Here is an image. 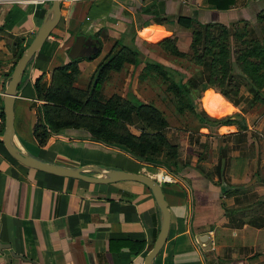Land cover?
I'll use <instances>...</instances> for the list:
<instances>
[{
	"label": "crops",
	"instance_id": "1",
	"mask_svg": "<svg viewBox=\"0 0 264 264\" xmlns=\"http://www.w3.org/2000/svg\"><path fill=\"white\" fill-rule=\"evenodd\" d=\"M48 3L49 0H0V70L4 77L34 34ZM263 6L264 0H234L224 9L211 7L207 0H60L56 25L25 66L28 92L19 93L17 89L14 97L13 106L16 100L21 103V99H29L34 119L21 125L18 118L15 125L13 110V143L52 162L98 164L141 171L159 179L170 219L166 238L151 264H264V166L262 170L256 166L255 139L248 138L253 137V131L246 134L244 141L235 142L248 146L251 141L253 154L247 156L232 147L230 133L237 128L232 123L217 125L214 132L232 136L230 145L219 148H225V163L221 156L218 168L219 153L206 167L203 159L196 156L191 161L190 156L178 152L181 167L176 171L93 140L88 130L80 126L51 132L43 144L32 132L36 105L41 101L35 95L32 80L41 71L50 73L54 65L70 59L67 49L75 33L96 37L99 44L95 54L76 58L77 73H81L82 66L94 67L100 54L106 50L102 55L106 56L111 50L114 40L129 34L126 26L131 21L138 25L129 35L130 43L152 57L149 48L140 44L156 46L165 36L189 41L192 24H179L178 15L224 23L245 15L254 25L256 12ZM152 16L164 19L146 20ZM92 60L95 61L91 64ZM3 95L4 89L0 91V106ZM206 98L203 107L211 115L236 108L219 92ZM2 120L0 115V135ZM201 128L207 129L198 132L201 135L210 131L205 125ZM197 150L202 156L201 148ZM169 167L174 165L170 163ZM87 172L99 174L95 170ZM227 183L235 188L232 194H224L220 188ZM159 219V209L144 183L133 179L88 181L31 167L14 158L0 138V264H142Z\"/></svg>",
	"mask_w": 264,
	"mask_h": 264
},
{
	"label": "trees",
	"instance_id": "2",
	"mask_svg": "<svg viewBox=\"0 0 264 264\" xmlns=\"http://www.w3.org/2000/svg\"><path fill=\"white\" fill-rule=\"evenodd\" d=\"M207 2L211 7L224 9L230 7L234 0ZM193 17L177 16L179 24H192L189 46L197 66L184 81L183 74L177 68L154 57L142 56L135 45L118 38L115 47L98 63L89 90L72 84L78 72L77 57L54 65L49 81L42 79L44 71L38 73L32 80L35 95L41 99L36 105V119L32 127L37 142L43 144L51 132H59L66 126H80L88 130L89 138L119 147L138 160L164 166L170 171L179 169V143L165 132L168 121L163 110L151 100L138 98L129 86L131 77L139 69L137 75L140 77L158 74L166 80L164 89L171 94L170 98L175 100L178 108L184 104L200 126L205 125L212 131L220 124H236L238 129L230 133L234 142L232 147L238 148L240 154L251 156V141L248 146L235 142L244 141L246 134L253 131L248 129L242 112L256 100L264 101V6L256 12L255 26L247 21L238 26V19L224 23L208 18L198 21ZM163 19L152 16L146 20L161 22ZM174 38L165 36L157 43L174 52ZM126 61L130 62V72L124 94L112 93L104 98L99 97L97 89L105 74L110 69L119 70ZM167 76L170 78L166 79ZM244 82L248 84L247 93L239 92V86ZM203 85L214 87L210 88L212 92L221 93L238 109L211 115L197 108L193 96ZM0 115L3 118L2 105ZM130 124H136L137 130H131ZM260 136L264 139V130ZM199 144L205 145L203 142ZM200 156L199 153L197 159ZM221 156L225 163L228 157L225 148L219 149L218 168ZM170 163L174 168L169 167ZM220 188L224 194H232L235 190L229 183L220 185ZM224 209L227 210V207L224 206Z\"/></svg>",
	"mask_w": 264,
	"mask_h": 264
},
{
	"label": "rangeland",
	"instance_id": "3",
	"mask_svg": "<svg viewBox=\"0 0 264 264\" xmlns=\"http://www.w3.org/2000/svg\"><path fill=\"white\" fill-rule=\"evenodd\" d=\"M64 4V2H62ZM240 20L238 22V26H241L244 21L250 24L251 19L245 17V15H240L238 18ZM256 19V18H255ZM254 19V20H255ZM138 25V23H136ZM135 24V25H136ZM134 21H131L126 26V31L129 34H123L118 37L119 40L123 42L130 43L129 35L135 29ZM175 37V36H174ZM186 37V36H185ZM184 38V37H182ZM186 39V38H185ZM185 39H178L174 38V43L176 50L170 51L167 46H163L160 43H157L156 46L152 45H144L143 43L140 44L142 47L149 48L148 50L152 53V57L159 59L161 62L173 66L177 68L182 74V80H186L187 76L191 74L193 70H196V63H194V58L190 53L191 48L189 46V41L186 42ZM190 40V36H189ZM116 40H114L111 49L116 45ZM133 43V42H132ZM111 46V45H110ZM104 53L106 52L103 51ZM100 54V60L96 63L94 67L92 66H82L81 73H76L73 79L72 84L82 87L83 89L89 90L92 84V80L95 75V70L98 63L103 59L102 56L104 53ZM107 54V53H106ZM142 56H150L145 55L144 53L141 54ZM102 57V58H101ZM96 60V59H95ZM95 60H92L90 63L92 64ZM56 61H52L54 64ZM59 62V61H58ZM26 70L24 69L21 78L18 83V91L19 93L28 92L30 84L27 81ZM129 70H130V62H124L122 67L119 70L110 69L102 79L99 87L97 89V95L101 98H104L112 93H117L119 95L124 94L127 88V79L129 77ZM139 70V69H138ZM138 70L133 74L131 80L129 82V86L131 91L136 95L138 98L143 100H151L155 104H157L164 113L165 118L168 121V126L165 128V132L168 135H171L177 140L179 143V150L178 152L181 156H190L191 161L194 160L196 156H198L199 147L201 148L202 156L198 159H203L202 164L206 167H209V164L213 161L214 156L219 153L217 150L221 147V145H230L232 136L225 135L222 136L214 132V130L209 131L206 135H201L198 132L206 131L207 129H202L199 125V122L196 120L194 115L191 111L183 104L182 109L177 107V103L174 99H171L170 93L166 92L164 89L166 80L162 79V77L158 74H151L145 77H140L137 75ZM45 81H49L50 73H45L43 75ZM170 77L167 76L166 79ZM247 82L242 83L239 86V92L247 93ZM214 88V87H211ZM206 89V90H205ZM205 90V92H204ZM264 90V87H263ZM204 92V94H203ZM211 91L208 85H203L200 87L197 93L193 96V102L195 103L197 108H202L205 112H207L203 106H206L205 100L206 97H209ZM203 95V96H202ZM202 96V98H201ZM215 96H211L210 106L212 105V98ZM17 98V97H16ZM19 100V99H18ZM204 103V104H202ZM208 103V102H207ZM30 101L27 100L26 97L21 99V103H18L17 100L14 103L13 110L15 116V125H18V118L20 119L21 125H26V123L31 122L34 119L33 109L30 108ZM229 106V105H228ZM236 106V105H235ZM226 107H224L225 109ZM32 109V111H31ZM222 109V108H221ZM236 108H231V110H237ZM208 113V112H207ZM223 114V113H222ZM244 115V120L246 125H252L253 132L255 133L252 135H248L249 139H255L254 143L256 144L255 149L257 150L258 160L257 165L258 167L264 166V139L260 136L261 131L264 130V101L256 100L251 106L247 108L246 111L242 112ZM136 124H130L129 127L131 130L136 131ZM237 129L238 126L232 123ZM203 141L205 143L204 146H199L198 142ZM228 150V155L230 156V148ZM177 152V153H178ZM161 158V156H157ZM259 163V164H258ZM219 180V179H218Z\"/></svg>",
	"mask_w": 264,
	"mask_h": 264
},
{
	"label": "water",
	"instance_id": "4",
	"mask_svg": "<svg viewBox=\"0 0 264 264\" xmlns=\"http://www.w3.org/2000/svg\"><path fill=\"white\" fill-rule=\"evenodd\" d=\"M60 11V0H49L46 11L38 23L34 34L20 51L13 63L4 86V95L2 99L3 127L0 138L14 158L31 167L57 174L75 176L88 181L108 182L119 179H133L144 183L150 189L160 213L158 230L151 246L143 256L142 264H151L153 256L157 253L166 238L170 219L169 207L159 179L145 172L123 168H105L98 164L65 165L44 160L20 149L12 141L14 134L13 101L18 89L19 80L27 63L33 60L43 41L49 35L51 29L56 25L60 17ZM98 48L99 44L96 37L77 32L67 49V55L69 58L82 55L90 56L98 51ZM88 170L98 171L99 174L92 175L87 172Z\"/></svg>",
	"mask_w": 264,
	"mask_h": 264
},
{
	"label": "built area",
	"instance_id": "5",
	"mask_svg": "<svg viewBox=\"0 0 264 264\" xmlns=\"http://www.w3.org/2000/svg\"><path fill=\"white\" fill-rule=\"evenodd\" d=\"M11 1H15V2H24V1H32V2H34V1H41V2H44V1H48V0H11ZM5 75H3L2 73H1V70H0V91H2L4 88V86H5V84H6V82H7V78H8V76L7 77H4Z\"/></svg>",
	"mask_w": 264,
	"mask_h": 264
}]
</instances>
